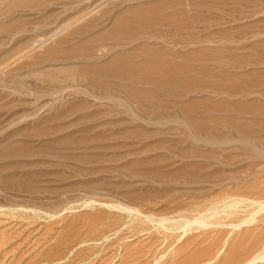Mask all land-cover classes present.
Listing matches in <instances>:
<instances>
[{
    "label": "rangeland",
    "instance_id": "374dc122",
    "mask_svg": "<svg viewBox=\"0 0 264 264\" xmlns=\"http://www.w3.org/2000/svg\"><path fill=\"white\" fill-rule=\"evenodd\" d=\"M259 204L264 0H0V264H264Z\"/></svg>",
    "mask_w": 264,
    "mask_h": 264
},
{
    "label": "bare ground",
    "instance_id": "6f19581e",
    "mask_svg": "<svg viewBox=\"0 0 264 264\" xmlns=\"http://www.w3.org/2000/svg\"><path fill=\"white\" fill-rule=\"evenodd\" d=\"M257 205V204H256ZM258 208H259V212H263L264 211V204H259L258 205ZM259 258H256V259H254V260H252V261H250V262H248V263H246V264H254L255 263V261L256 260H258Z\"/></svg>",
    "mask_w": 264,
    "mask_h": 264
}]
</instances>
